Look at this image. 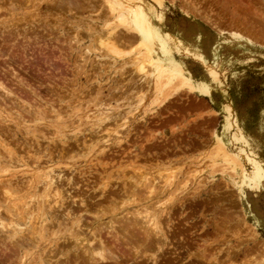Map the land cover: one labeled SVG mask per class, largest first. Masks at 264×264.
Listing matches in <instances>:
<instances>
[{
	"label": "rangeland",
	"instance_id": "1",
	"mask_svg": "<svg viewBox=\"0 0 264 264\" xmlns=\"http://www.w3.org/2000/svg\"><path fill=\"white\" fill-rule=\"evenodd\" d=\"M105 1L0 0V83L17 92L0 88V175L48 171L66 201L46 218L13 192L0 264H264V0H141L153 55L195 92L135 71L140 38ZM100 244L114 257L90 261Z\"/></svg>",
	"mask_w": 264,
	"mask_h": 264
},
{
	"label": "bare ground",
	"instance_id": "2",
	"mask_svg": "<svg viewBox=\"0 0 264 264\" xmlns=\"http://www.w3.org/2000/svg\"><path fill=\"white\" fill-rule=\"evenodd\" d=\"M77 2V1H76ZM106 5L108 6V10H109V13L114 17L116 18V20H118L119 24H123L125 25L126 27V31H132L138 38H140V45L143 47V53L140 57H136V60L137 61H134V66H135V71H139L141 72L142 70H144L146 68V66H149V68L152 70V71H155L157 72L159 78L160 77H163L165 74H168L169 76H172L173 78H177L179 79V82L181 81L182 84L184 85H190L189 83V80L187 77H185L182 72L180 70H176V69H173V68H168L166 66H164L162 63L158 62L156 57L153 55V52L150 48V43H149V40H148V35H147V32L144 31L140 24L138 25L137 23V19H138V16L136 15V11L139 9L141 11H143V6H142V1L141 0H106ZM81 4V3H80ZM198 8H196L197 10ZM145 14V13H144ZM139 20V19H138ZM125 30V29H124ZM110 32V31H109ZM150 32V31H149ZM129 33V32H128ZM112 32H110V39L112 36H114V34H112ZM125 35V34H124ZM129 36V35H128ZM127 36V37H128ZM116 37V35H115ZM113 37V38H115ZM122 37V36H121ZM125 36V38H127ZM118 39H119V36H118ZM128 39H131V38H128ZM132 39H135V37H133ZM112 40V39H111ZM114 40V39H113ZM116 40V39H115ZM117 42V41H115ZM114 47V46H113ZM44 59V58H43ZM149 69V70H150ZM147 70V69H146ZM145 70V71H146ZM212 71V70H211ZM210 71V76L213 80H217L218 79V74L216 71ZM151 72V71H150ZM149 73V72H148ZM143 74V73H142ZM147 74V72H146ZM145 74V75H146ZM152 74V73H151ZM140 76V75H139ZM144 77V76H143ZM142 77V78H143ZM168 77V76H167ZM169 80V79H168ZM20 81V80H19ZM140 82V81H139ZM4 83V82H3ZM21 83V82H20ZM5 84V83H4ZM4 84H1L0 83V88L2 89V91L4 90L5 92H7L6 94L9 95H14V93H17V92H14L13 94H11V92L9 90H7L6 88L2 87V85ZM178 85V84H177ZM176 85V86H177ZM183 85V86H184ZM31 87V86H30ZM18 88V87H17ZM22 88V87H21ZM29 88V85L28 87ZM0 89V91H1ZM24 89V88H23ZM31 89V88H30ZM188 89L192 92H195V91H198V89L194 86V85H190L188 86ZM19 90V89H18ZM33 90V89H32ZM25 91V90H24ZM35 91L34 90V94H35ZM23 92V91H22ZM173 92V91H172ZM176 92V91H175ZM172 95L175 96L177 94V92ZM21 93V92H20ZM26 92H23V94H25ZM28 93V91H27ZM205 93V92H203ZM29 94V93H28ZM3 97H4V94L2 93ZM37 95V93H36ZM15 96V95H14ZM177 96V95H176ZM2 97V96H1ZM2 97V98H3ZM7 97V96H6ZM31 98V97H30ZM5 99V98H4ZM2 99V102L3 100ZM18 100V99H17ZM20 100H22L21 102H23V99L22 97H20ZM19 101V100H18ZM26 101V100H25ZM1 104V102H0ZM19 104V103H18ZM112 117V116H111ZM100 125V124H99ZM35 136V135H34ZM109 142V141H108ZM2 144V142L0 143ZM104 145H106V143H104ZM1 146V145H0ZM34 147V146H33ZM106 147V146H104ZM223 153H225L224 155L228 154V152L226 151H223ZM8 155V154H7ZM229 155V154H228ZM14 156V155H13ZM32 156V155H31ZM9 157V155H8ZM7 157V158H8ZM16 157V156H15ZM3 158V157H2ZM6 158V159H7ZM27 159V158H26ZM37 161H40V158H36ZM9 160H11V157H9ZM9 160L7 162H9ZM16 160V159H14ZM2 161V160H1ZM21 161V160H20ZM24 161V160H23ZM22 161V162H23ZM27 161V160H26ZM3 163H5L4 161H2ZM1 162V163H2ZM32 162V161H31ZM20 163V162H19ZM12 165H14L13 163H11ZM36 166L39 165L38 162H35ZM23 165H26L25 163ZM2 166L4 167L3 171L4 173L6 172V174H1L0 175V230H5V226L3 225V217H2V214L1 213L2 211L4 212H7L9 215H10V219L11 218H15V217H12V214L15 215V213L19 214V211L20 209H22V206L25 205V201H24V198L22 197V200L21 199H17V198H14L13 196V192L15 191H22L24 189V191L27 192H30L33 197H36V198H39V200H35L37 202V210L38 209H41V214L42 216H46V218L49 216V215H53L55 212H57L59 209H63L64 207V203L66 202L65 201V198L64 196L62 195L63 193V190H61L60 188H58V184L61 183V180L59 183L56 182V179L55 177L50 174V172H46L44 174H41V176L38 175V173L36 172H31L30 170H24V171H17V173L15 172H11L8 168V165H3ZM22 166V164H21ZM19 166V167H21ZM26 167V166H25ZM1 166H0V171H1ZM24 168V167H23ZM52 176L54 178H52ZM28 177V179H27ZM64 177V176H63ZM60 179V178H59ZM64 179V178H62ZM145 179V178H144ZM146 181V180H145ZM154 181V180H153ZM58 183V184H56ZM139 184V183H138ZM158 184V182H157ZM156 185V184H155ZM143 186V183L142 185ZM140 186V187H141ZM76 187V186H75ZM74 188V187H73ZM127 189V188H126ZM136 189V188H135ZM145 189H146V186H145ZM128 190V189H127ZM131 190V189H130ZM150 190V192H149ZM149 190L147 191L148 192V195L149 193L152 194L154 192V189H151L149 187ZM126 191V190H125ZM132 191V190H131ZM23 192V191H22ZM21 192V193H22ZM166 192V191H165ZM18 194V193H17ZM16 194V195H17ZM76 194V193H75ZM135 194V192H134ZM134 194H131V196H133ZM156 194V193H155ZM162 194V193H161ZM164 194V193H163ZM15 195V194H14ZM24 195V194H22ZM71 195V194H69ZM158 195V194H156ZM160 195V193H159ZM19 197V196H18ZM156 197V196H155ZM71 198V200H75V197H69V199ZM16 199V200H15ZM150 199H153L151 196L149 198ZM68 200V199H67ZM147 200V199H146ZM13 201V203L11 205H9L11 202ZM113 201V200H112ZM33 203L34 200L32 201ZM79 202H80V205L83 206V199H79ZM28 203V202H27ZM74 204H76L74 201H73ZM111 203V202H110ZM19 204H21L22 206L20 207ZM160 204V203H159ZM35 205V204H34ZM33 205V206H34ZM78 205V206H80ZM173 205V204H172ZM36 206V205H35ZM72 206V205H71ZM26 208V207H25ZM35 208V209H36ZM86 208V207H85ZM34 209V210H35ZM67 209V208H66ZM110 209V208H109ZM112 209V208H111ZM119 209V208H118ZM24 210V209H22ZM71 211V210H70ZM23 212V211H22ZM31 212V211H30ZM63 212V211H62ZM61 212V213H62ZM65 212V211H64ZM75 212V211H74ZM73 212V214H74ZM107 212V211H106ZM105 212V213H106ZM115 212V211H114ZM72 213V212H71ZM70 213V214H71ZM108 213V212H107ZM163 212H161L162 214ZM21 214V213H20ZM23 214H26V213H23ZM22 214V215H23ZM166 214V213H165ZM69 215V213H67L66 217ZM75 215V214H74ZM95 215V214H94ZM93 215V216H94ZM111 215V214H110ZM113 215V214H112ZM145 214H143L144 216ZM147 215V214H146ZM154 215V214H153ZM25 216V215H24ZM38 216V215H37ZM36 216V217H37ZM57 215H54L53 216V219H55ZM105 216V215H104ZM131 216H135V217H140L139 214H131ZM160 216V215H159ZM9 217V216H8ZM39 217V216H38ZM81 217V216H80ZM124 217V216H123ZM129 217V216H128ZM152 217V216H151ZM162 217V216H161ZM74 218V217H72ZM96 218V217H95ZM76 219H78L76 217ZM147 219V218H146ZM13 220V219H12ZM11 220V221H12ZM20 220V219H19ZM23 220V219H22ZM36 220H38L36 218ZM70 220V219H69ZM72 220V219H71ZM81 220V219H80ZM97 222L100 223V221H102L101 217L100 218H97L96 219ZM141 220H143V218L141 217ZM159 217H158V214L155 215V217L153 218H150V220H147L145 223L143 222V224L145 225H148L147 226V232H145V235H149L147 236V239L149 238L150 239V235L153 234L152 236H161L163 237V233H162V230H161V227H160V223H159ZM15 219L12 221L14 222ZM56 221V220H55ZM82 221V220H81ZM95 221V220H94ZM96 222V221H95ZM17 222H15L14 224H16ZM77 223H79V220H77ZM93 223V222H92ZM72 224V223H71ZM80 224V223H79ZM96 224V223H95ZM113 224L112 222L109 223L108 225V228L112 229L113 230ZM82 225V223L80 224ZM80 225L77 224V227H79ZM84 225V224H83ZM93 225V224H92ZM117 225V224H116ZM123 225V223H122ZM129 225V224H127ZM75 226V225H74ZM96 227V225H93V227ZM120 226V225H119ZM130 226V225H129ZM129 226H127L126 228H128ZM15 227H20V225L16 224ZM92 227V226H91ZM100 228V227H99ZM104 228V227H103ZM107 228V227H106ZM124 228V227H123ZM146 228V227H144ZM10 229V228H8ZM43 229V228H42ZM79 229V228H77ZM121 231H122V227L120 228ZM119 229V231H120ZM125 229V228H124ZM124 229H123V232H124ZM37 230V229H36ZM44 230V229H43ZM87 230V228H86ZM126 230V229H125ZM131 230V229H130ZM144 230V229H142ZM78 231V230H77ZM82 231V229H81ZM95 231V230H94ZM118 231V230H117ZM76 232V230H75ZM96 232V231H95ZM6 233V232H5ZM13 233H16L18 234L19 231L18 229H15L13 228ZM77 233V232H76ZM79 233V232H78ZM97 233V232H96ZM74 234V232L72 233ZM122 234V233H121ZM135 234V233H134ZM140 234V233H139ZM143 234V233H142ZM77 236L76 238V243L78 241H80L79 245L81 246L87 239L85 238V236L81 237V235H83V233L81 234H75ZM93 237L97 236L95 235V233L92 234ZM130 235V234H129ZM144 235V234H143ZM14 236V235H13ZM11 236V237H13ZM39 236V234H38ZM100 236V235H99ZM120 236V235H119ZM80 237L82 239H80ZM98 237V236H97ZM121 237V236H120ZM129 237V236H128ZM131 237V236H130ZM136 237V236H135ZM75 238V237H74ZM96 238V237H95ZM119 238V237H117ZM132 238V237H131ZM154 238V237H153ZM157 238V237H156ZM94 239V238H93ZM148 239V240H149ZM159 239V238H158ZM157 239V240H158ZM33 240V239H32ZM43 240V239H42ZM96 240V239H95ZM134 240V239H133ZM152 240V238H151ZM155 240V239H154ZM154 241V242H157ZM75 241V240H74ZM91 241V240H90ZM90 241H86V242H90ZM146 241V240H144ZM102 242V241H101ZM100 242V243H101ZM135 242V241H134ZM142 242V241H141ZM150 243V241H148ZM160 242V241H159ZM103 243V242H102ZM137 243V242H136ZM153 243V242H152ZM87 244V243H86ZM134 244V243H133ZM140 244V243H139ZM141 244H144V243H141ZM154 244V243H153ZM22 245V244H21ZM21 245H18L21 246ZM78 245V244H77ZM78 245V246H79ZM95 245V244H94ZM76 246V245H75ZM83 246V245H82ZM143 246V245H142ZM22 247V246H21ZM21 247H19L20 249H22ZM24 247V246H23ZM91 247V246H90ZM88 247L89 249H84V254L86 255H89V260L92 261V262H98V261H105L106 260V257L109 256L111 258L114 257V255L111 253V251L109 249L106 248L105 245H99V246H92L91 248ZM82 248V247H81ZM144 248V247H143ZM83 249V248H82ZM111 249V248H110ZM146 249V248H145ZM141 250V249H140ZM21 251V250H20ZM138 253V252H137ZM140 253V252H139ZM144 253V252H142ZM147 253V252H146ZM141 255V254H139ZM208 256V255H207ZM110 258V259H111ZM85 259V258H83ZM88 260V261H89ZM43 264V263H42Z\"/></svg>",
	"mask_w": 264,
	"mask_h": 264
},
{
	"label": "crops",
	"instance_id": "3",
	"mask_svg": "<svg viewBox=\"0 0 264 264\" xmlns=\"http://www.w3.org/2000/svg\"><path fill=\"white\" fill-rule=\"evenodd\" d=\"M202 100H203L207 105H209V104L207 103V101H206L207 99H206V100H205V99H202ZM203 112H204V113H207V112H206V109H204ZM203 112H198V111H197V112H195V115H194V114H193V115H194L195 117H198L199 114H201V113H203Z\"/></svg>",
	"mask_w": 264,
	"mask_h": 264
}]
</instances>
